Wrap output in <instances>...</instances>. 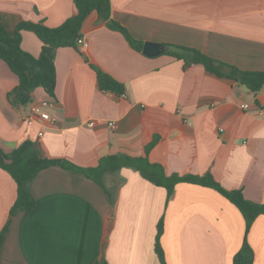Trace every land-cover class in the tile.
Masks as SVG:
<instances>
[{
	"label": "crops",
	"instance_id": "obj_1",
	"mask_svg": "<svg viewBox=\"0 0 264 264\" xmlns=\"http://www.w3.org/2000/svg\"><path fill=\"white\" fill-rule=\"evenodd\" d=\"M74 12L72 0H0V23L9 33L22 21L58 27ZM109 20L136 41L264 72V0H110ZM80 37L86 49L55 52L52 99L37 88L27 106L14 107L8 93L18 78L0 60V151L30 140L44 157L80 168L108 156L146 157L167 176L208 174L224 190L264 204V86L253 95L201 66L184 70L166 51L147 57L95 12ZM21 47L37 57L41 42L23 32ZM93 67L124 92L101 91ZM32 104L54 121L28 123ZM102 184L50 166L29 185L35 207L10 215L16 184L0 168V233L6 229L0 264H161L160 221L165 264H233L244 240L252 264H264V216L245 234L239 210L210 187L181 182L169 196L130 167L106 173Z\"/></svg>",
	"mask_w": 264,
	"mask_h": 264
},
{
	"label": "trees",
	"instance_id": "obj_2",
	"mask_svg": "<svg viewBox=\"0 0 264 264\" xmlns=\"http://www.w3.org/2000/svg\"><path fill=\"white\" fill-rule=\"evenodd\" d=\"M75 12L58 27H48L44 22H20L13 33H9L0 23V60L18 78L17 86L8 93L9 102L14 107L27 106L32 100L33 91L40 87L52 99L55 90V52L59 48H76L81 39L80 29L85 19L93 12L107 21V27L121 34L131 48L142 52L143 43L134 40L128 31L119 23L109 20L110 0H72ZM109 20V21H108ZM23 32L33 33L41 42L40 54L35 57L21 47ZM166 54L183 62V69L201 66L209 74L235 82L238 86L246 87L256 95L264 86V72H245L219 61H215L201 52L179 46H166ZM94 68V67H93ZM98 88L103 92L122 94L124 87L111 76L94 68ZM50 166H61L68 170L83 174L99 185L103 176L115 172L122 167L134 168L139 174L153 185L163 187L170 196L174 187L181 182L207 186L234 205L240 212L245 223V234L258 216H264V204H256L244 199L238 190L226 191L213 178L206 174L196 176H167L160 165L151 164L146 157L133 158L127 155H116L102 158L94 168H80L62 160L44 157L36 145L25 140L9 154L0 151V168L4 170L16 184V200L10 215L19 210H31L35 201L29 192V185L35 176ZM162 221L157 225L155 252L161 264L163 251L159 239L162 234ZM6 229L0 233V246ZM252 251L244 240L240 251L233 258V264H252ZM103 264H107L103 262Z\"/></svg>",
	"mask_w": 264,
	"mask_h": 264
},
{
	"label": "built area",
	"instance_id": "obj_3",
	"mask_svg": "<svg viewBox=\"0 0 264 264\" xmlns=\"http://www.w3.org/2000/svg\"><path fill=\"white\" fill-rule=\"evenodd\" d=\"M77 44L79 45L80 50H84V49L87 48V43L84 42L81 39L77 42ZM242 107L246 109V108H248V105L244 104ZM42 108H43V105H37V104L30 105L25 120L28 123H32V122H34L37 119H40L42 121H51V122H53L54 118L51 117L48 113H46ZM88 125H89V127H93L94 126V122H89ZM108 127L113 130V129L116 128V123L113 122V121H110V122H108Z\"/></svg>",
	"mask_w": 264,
	"mask_h": 264
},
{
	"label": "water",
	"instance_id": "obj_4",
	"mask_svg": "<svg viewBox=\"0 0 264 264\" xmlns=\"http://www.w3.org/2000/svg\"><path fill=\"white\" fill-rule=\"evenodd\" d=\"M166 51V47L152 42H145L143 43L142 53L147 57H155L158 56ZM109 230L106 235H109ZM102 261L100 264H103Z\"/></svg>",
	"mask_w": 264,
	"mask_h": 264
},
{
	"label": "rangeland",
	"instance_id": "obj_5",
	"mask_svg": "<svg viewBox=\"0 0 264 264\" xmlns=\"http://www.w3.org/2000/svg\"><path fill=\"white\" fill-rule=\"evenodd\" d=\"M39 89H41L40 87H38ZM37 89V88H36Z\"/></svg>",
	"mask_w": 264,
	"mask_h": 264
}]
</instances>
